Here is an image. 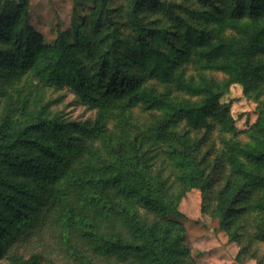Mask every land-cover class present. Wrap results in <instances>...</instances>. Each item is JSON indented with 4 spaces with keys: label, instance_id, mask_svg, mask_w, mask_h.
<instances>
[{
    "label": "trees",
    "instance_id": "trees-1",
    "mask_svg": "<svg viewBox=\"0 0 264 264\" xmlns=\"http://www.w3.org/2000/svg\"><path fill=\"white\" fill-rule=\"evenodd\" d=\"M88 1L94 6L86 16ZM128 1L123 14L111 0H77L71 29L45 46L29 21L28 0H0V41L12 46L0 58L7 72L19 75L22 111L32 108L22 117L11 107L0 126V251L30 224L53 219L75 250L88 243L101 256L129 264H183L189 256L168 220L181 197L175 183L204 194L212 183L197 159L200 143L174 128L184 121L190 130L210 129L213 122L233 129L220 104L225 91L207 73L228 75L246 93L264 83V0H200L197 8ZM149 3L159 5L166 23L147 18ZM20 18L23 27L11 30ZM227 31L233 35L227 38ZM189 66L196 75L187 74ZM28 72L36 80L27 87L21 81ZM151 78L165 89L147 86ZM46 87L71 88L97 110L96 118L53 116L42 96ZM137 105L160 113L141 133L130 128L128 111ZM115 113L120 135L108 128ZM223 159L230 169L218 198L224 226L247 202L264 214V104L250 141L231 142ZM159 162L174 176L156 170ZM44 260L34 254L17 264Z\"/></svg>",
    "mask_w": 264,
    "mask_h": 264
},
{
    "label": "rangeland",
    "instance_id": "rangeland-1",
    "mask_svg": "<svg viewBox=\"0 0 264 264\" xmlns=\"http://www.w3.org/2000/svg\"><path fill=\"white\" fill-rule=\"evenodd\" d=\"M163 1L178 4L177 7L201 6L200 0ZM76 2L77 0H28L29 21L43 38L45 46L53 44L59 33L71 29ZM110 4L117 10L120 8L119 11L124 12L123 14L128 13L130 9L128 0H111ZM92 6L93 1L85 3L83 11L86 16L91 12L89 8ZM146 7L145 14L149 20H156L160 24L167 22L158 4L149 3ZM121 21L126 23L123 17ZM10 24V29L15 30L23 27L24 21L20 18ZM232 35L230 31L226 32L227 38ZM9 49H12L10 44L0 41V52ZM94 63L95 61L90 60L88 66ZM196 72L192 66L187 68L189 76L196 75ZM18 76L7 72L0 58V126L11 107L16 110V115L24 110V95L17 93ZM207 77L224 89L220 104L226 107L228 124L233 129L228 130L223 123L213 122L210 129L190 130L184 121L174 128V132L179 134L190 132L193 142L200 143L197 159L212 186L210 191L204 194L201 188L186 187L176 180L174 190L176 195L181 194V197L177 211L171 213L168 220L176 224L184 248L189 251V256L183 264H264V214L249 208L250 202L244 203V209L231 220L229 227L224 226L218 214L219 193L226 185L230 171L224 162L223 154L231 142L246 144L250 141L264 104V83L255 91L246 93L241 84L224 73L210 71ZM33 80H36V75L34 72H28L21 82L28 87ZM145 84L157 91L165 89L164 84L157 79H148ZM42 96L44 102L51 103L50 113L66 122H83L96 118L97 110L78 100L69 87L59 90L46 87ZM173 96L196 100L176 92H173ZM31 110L32 108L22 111V117L23 113L27 117ZM128 113L130 128L135 133H141L160 117V113L144 109L142 105L131 107ZM108 128L112 134H121L117 127L116 113L108 120ZM160 169L164 170V177L174 176V171L164 167L162 162L158 163L156 170ZM260 196L261 193L257 192L252 201H257ZM142 215H146L144 210ZM149 219L153 220V216H149ZM65 234L64 228L53 219L42 223L34 222L24 229L17 240L9 242L5 250L0 251V264H17L18 259H28L34 254L44 256L42 264H129L101 256L88 243H80L78 250H75Z\"/></svg>",
    "mask_w": 264,
    "mask_h": 264
}]
</instances>
